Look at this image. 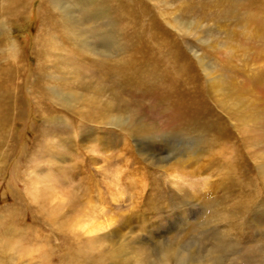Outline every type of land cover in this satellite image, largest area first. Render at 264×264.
Segmentation results:
<instances>
[{
  "label": "rangeland",
  "instance_id": "374dc122",
  "mask_svg": "<svg viewBox=\"0 0 264 264\" xmlns=\"http://www.w3.org/2000/svg\"><path fill=\"white\" fill-rule=\"evenodd\" d=\"M7 7L0 264H264V0Z\"/></svg>",
  "mask_w": 264,
  "mask_h": 264
},
{
  "label": "bare ground",
  "instance_id": "6f19581e",
  "mask_svg": "<svg viewBox=\"0 0 264 264\" xmlns=\"http://www.w3.org/2000/svg\"><path fill=\"white\" fill-rule=\"evenodd\" d=\"M14 0H8V2L9 3H11V2H13ZM8 2H6L5 4H3V6H0L1 8H0V12H2V10H3V12H4V14L6 15V11L7 12H9V14H12V13H18V11L17 10H15V9H11V8H8L7 7V5H9V3ZM22 11H23V9H22ZM22 11L20 12V14L22 13ZM44 24L45 26H46V24L48 23V20H42L41 21V24ZM50 31L52 32V29H51V27H50ZM74 36V35H73ZM72 36V37H73ZM15 37V36H14ZM12 38V37H11ZM51 38H52V35H51V33H49V28H46V29H44L43 30V28L41 29V31H40V34H39V36L37 37V43H38V45H39V53L41 52V55H44L45 53H46V50H45V47L46 46H51V45H53V43H52V40H51ZM12 40V42L10 43V40H9V47H10V50L13 52V54L15 55V56H13L15 59L17 58V59H19V57H17V56H20V53L18 54V51L19 50H21V48H20V46L18 45V42L16 41L17 39H16V37L14 38V39H11ZM28 45V44H27ZM49 51V50H48ZM17 55V56H16ZM39 57V56H38ZM40 60V59H39ZM116 67H117V69H118V72H120V64H118V65H116ZM123 68V67H122ZM40 70V69H39ZM106 72L108 73V71H104V74H103V77H105V74H106ZM45 74V73H44ZM54 77V76H53ZM43 78V77H42ZM50 78V77H49ZM55 79V78H54ZM55 81V80H54ZM146 81V80H145ZM43 83H44V81H43ZM144 86H146V85H144ZM3 88H7V84H3V82L2 81H0V132H1V130L3 129V125L6 123L7 124V122H9L10 120H11V118H12V116H11V100L9 99V98H6V97H2L1 96V94L3 95V92H6L7 94H10V92H9V88H7V89H3ZM43 89V88H42ZM48 89V91H50V95L53 97V98H57L58 99V101L61 103V105L63 106V107H66V108H68V109H71L72 107H74V105L75 104H73L74 103V101H73V96L72 95H69L68 97L67 96H65V97H63V96H61L59 93V91L57 90V87L56 86H54V87H45V89L43 90V91H46ZM158 89V88H157ZM35 88H34V90L32 89H30V91L31 92H35ZM57 90V91H56ZM60 90V89H59ZM159 90V89H158ZM11 91V90H10ZM43 91L41 90V93H43ZM160 91V90H159ZM37 92H39V91H37ZM47 92V91H46ZM69 94V93H68ZM7 96V95H6ZM9 96V95H8ZM182 98V100H183V102H184V100L185 99H187V98H185V97H181ZM167 99V98H166ZM170 99V98H169ZM168 99V100H169ZM173 98H171V100H172ZM76 100V99H75ZM82 101H85L84 99H82ZM79 103V102H78ZM88 103V102H87ZM15 104V103H14ZM83 104V103H82ZM77 105V104H76ZM93 106V107H92ZM91 106V110L90 111H88V112H92V111H94L93 109H95V106H94V104ZM73 109V108H72ZM90 113H88V114H90ZM90 117V116H89ZM56 120L57 119H52L50 122H52V123H54V122H56ZM109 121H112L113 122V120H112V118H111V120H109ZM9 124V123H8ZM50 128H51V126H50ZM55 129H56V127H55ZM58 130V129H57ZM41 192V191H40ZM33 194V193H32ZM57 195V194H56ZM99 196H100V193H99ZM58 198H60L59 196H57ZM58 198H57V200H58ZM60 199H62V198H60ZM89 222V221H88ZM108 226H110L111 224L109 223V224H107ZM105 227H107L106 225H105ZM104 224L102 223V225H100V224H97V225H93V224H85V223H81L78 227L77 226H75V228H74V230L75 229H77V228H80V229H87V234L88 235H92V234H94V233H97V232H99V231H101V230H103L104 228ZM3 242V241H2ZM5 245V244H4ZM11 247L12 246H10V248H9V251L11 252L12 251V253H14V254H17L16 253V251H13L12 249H11ZM1 250L2 249H0V255H2L3 254V252H1ZM3 251V250H2ZM10 252H9V254H10ZM4 255H5V253H4ZM11 255V254H10ZM15 257H16V255H15ZM9 258H11V259H13L14 258V256H10ZM33 260V259H32ZM26 261H29V260H26Z\"/></svg>",
  "mask_w": 264,
  "mask_h": 264
}]
</instances>
